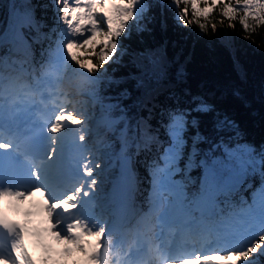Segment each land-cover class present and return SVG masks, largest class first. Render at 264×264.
Returning <instances> with one entry per match:
<instances>
[{"label": "trees", "instance_id": "obj_1", "mask_svg": "<svg viewBox=\"0 0 264 264\" xmlns=\"http://www.w3.org/2000/svg\"><path fill=\"white\" fill-rule=\"evenodd\" d=\"M147 2L150 10L143 19L130 23L129 33L121 37L118 58L97 73L98 84L87 83L98 104L85 108L86 113L93 109L98 115L110 110L120 115V125L137 129L136 144L129 152L139 179L138 204L144 203L146 172L155 168V150L161 151L169 141L166 126L173 115L180 114H185L187 123L179 166L188 191L197 188L200 158L225 154L229 148L248 151L252 158L237 193L246 196L249 188L263 189L264 28L257 29L255 43L243 38L248 34L239 23L232 29L225 21L218 23L216 32L209 28L201 33L196 25H177L173 12L161 6L168 0ZM24 4L35 10L38 21L36 28L23 26L31 42L30 62L46 60L62 27L53 0H0V29L7 22L9 8ZM199 104L208 105V111H195ZM91 132L99 146L89 155L96 174L95 192L101 194L110 182L102 163L113 165L108 173H114L122 152L119 130L113 133L100 122ZM145 137L154 139L146 144Z\"/></svg>", "mask_w": 264, "mask_h": 264}, {"label": "snow or ice", "instance_id": "obj_2", "mask_svg": "<svg viewBox=\"0 0 264 264\" xmlns=\"http://www.w3.org/2000/svg\"><path fill=\"white\" fill-rule=\"evenodd\" d=\"M53 3L57 9L58 25L62 26L61 38L55 52L50 56L45 75L54 76L57 83L62 80L64 69L73 62L75 66H78L73 67L74 72H78L89 80L97 81L99 76L93 74L100 73L101 69L118 58L121 37L129 33L130 23L143 19L145 12L151 7L147 0H53ZM161 6L173 12L177 25L183 27L196 25L201 33H206L209 28L216 32L218 23L223 25L225 21L232 29H235L236 23H239L242 30L248 34L243 38L252 39L255 43L253 37L257 29L264 28V0H168ZM217 15L220 17L219 21L215 19ZM24 17L26 22V13ZM140 30L143 31V28ZM85 60L88 62L85 63ZM18 80V76L10 77L0 71V109L9 100L11 90L27 87L22 83L18 84ZM208 107V105L199 104L194 110L206 112ZM51 115L52 118L45 120L44 125L52 143H55L58 138L62 139L61 134L66 136V130L71 131L82 123L79 114L69 112L63 106H56ZM186 123L185 114L171 117L166 126L170 143L160 156L164 166L153 169L154 182L176 197L175 201L167 204L166 209L162 207L154 213L158 225L174 222L178 217L187 215L181 186L171 180L174 171H178L175 166L186 143L184 140ZM192 123L195 125L196 121L193 120ZM80 139L83 140V137ZM153 139V137H145V143ZM6 147L11 145L0 144V150ZM54 155L55 149H52L49 159ZM216 179L214 169L208 168L203 178L202 195L194 203L201 205L206 201L215 186ZM79 191L84 190L81 188ZM30 194L0 192V196L18 195L21 199ZM44 197L45 193L41 192V198ZM77 198L75 193H70L59 206L66 209L78 207L74 203ZM262 207H264V197H262ZM150 219L151 217L148 216L141 221L148 231L153 228ZM52 230L55 231V227ZM105 233L106 229L103 227L90 230L89 226L76 223L72 225L70 233V239L75 244V248H65L62 251L65 255L71 254L72 251L83 253L84 256L81 258L83 264H156L151 248L147 250L146 257L141 255V250L137 248V258H134L131 247L121 253ZM62 236L61 233L56 239L59 240ZM83 236H93L95 239L81 242ZM156 251L159 252V249L157 248ZM46 258L42 253L41 260ZM261 258H264V210L260 214L258 231L253 232L247 243L238 247H229L226 250L214 249L207 253L180 258L179 264H261ZM0 264H34V261L23 239L20 238L12 243L10 256L0 255Z\"/></svg>", "mask_w": 264, "mask_h": 264}, {"label": "rangeland", "instance_id": "obj_3", "mask_svg": "<svg viewBox=\"0 0 264 264\" xmlns=\"http://www.w3.org/2000/svg\"><path fill=\"white\" fill-rule=\"evenodd\" d=\"M15 10L11 11V17L9 20H11L13 18V13ZM26 13V12H25ZM27 15L28 18L30 20L33 21V15L30 11H27ZM58 43V42H57ZM57 47V46H56ZM56 48L54 49L53 52H55ZM28 56L29 51L25 52ZM7 54V53H6ZM4 59H2L3 62ZM50 60V59H49ZM49 60L45 61L46 65L48 67L49 64ZM7 62H4L2 65L4 66ZM0 67H1V63H0ZM73 67H77L73 64L68 65L63 73H62V80L60 82L57 83V80L54 76H50L56 83L57 85H60V94L62 95V97H64V101H62L61 98V104H57L55 105L54 103L51 104V106L54 104L55 107L56 106H63L66 107L68 111H73L77 114H79L80 119L82 120V122H84V126L82 128V130L84 131V133L86 135H88V141L90 142L91 147L93 148V150H97V140L94 137L93 133L91 132L92 126L94 125L95 122V115H94V111L91 110V112L89 113V116H86L83 112L82 109L84 107H88L91 105L92 103V99H91V95H92V90L90 88H88L87 86L82 85V87H72L70 85V80H72L73 76H76L78 72H74L72 69ZM1 71V69H0ZM95 75V74H93ZM83 80L85 81H93V80H89L87 77L83 76L82 77ZM81 85V84H80ZM78 89L81 90H87L89 93L88 95H84L83 93H81ZM54 110V109H53ZM102 119V118H101ZM116 118L112 117V116H108L105 118V121H107L109 124L112 125V122L115 121ZM113 126V125H112ZM81 130V131H82ZM88 132V133H87ZM134 133L131 134H125V136L122 137V142L128 144L131 136H133ZM76 138H78L76 136ZM78 140V139H77ZM166 148V145H165ZM77 153L81 156L82 158V162H86V159L83 155V147L81 145V142L79 141V145H77ZM227 154L225 156L223 155H219L216 158H212L209 159L207 157L202 158L201 160V168H212L216 171L219 172V174L221 175V178L223 180V182H227V181H231L232 179H235L236 183L239 184L240 182L243 181L244 179V175L245 172L247 170V166L248 164L251 163V159L248 158V156L246 154H241L238 153L237 151H234L233 149L231 151H227ZM162 155V154H161ZM160 155V156H161ZM161 160H159V165L160 167L162 166L161 164ZM163 163V162H162ZM178 169V166H175ZM39 168V167H38ZM40 169V168H39ZM179 175V169L178 171H174L173 175L171 176V180L175 181L178 185L181 186L182 192H183V203L184 205H187V199L185 200L184 195H185V187L183 186V179L181 177L178 176ZM234 177V178H233ZM224 184V183H223ZM222 184V186H223ZM154 189H158V190H163L160 188V186L158 184H156L151 191H153ZM139 190V189H138ZM76 189H70L69 191L63 192L61 194L59 193H53V189H52V184L49 185V189L47 191L49 197L53 200L54 204H56L58 201H65L66 198H68L70 193H75V195L77 194V192H75ZM252 191V190H251ZM166 194L168 195L167 198L170 199L169 201H173L176 199V197L165 191ZM157 194L154 195L153 197V204H157L155 200L157 199H161V197L157 198L156 197ZM165 196H162V198ZM262 197H264V191L261 189H256L250 196L249 198L246 200V202H244L243 204H240V208H242L243 211V215L245 217H249V220H251L254 223V226H252V228H258L259 226V220H260V214L261 211L264 210V207H262ZM189 200V199H188ZM93 201V199H92ZM75 205H77V199L75 200ZM162 205V203H160ZM72 211H76V207H69ZM163 208H167L166 205V201L164 202V207ZM104 213H101V218L100 217H94L93 219V224L89 227L90 230L92 229H99L101 227L106 229V232L109 230L110 232H112V236L111 239H115L113 242V244L116 243L117 240H120L124 235V231L121 229V226L119 221H116L117 223H115V215H113V219L111 220L110 218H108V221L106 222H101V219H104L105 216L109 217V210L107 207H104ZM138 210V209H137ZM94 211V210H93ZM237 211H239V207H235L233 209H228L227 210V214H230L229 217L224 220V221H231V222H235V221H240L237 223H240L242 225H244L246 228L245 230L249 229V227L247 226L248 220L245 218L244 221L243 219H239L240 215ZM102 212L99 209V213ZM254 212H256L257 214H254ZM254 214V216H253ZM252 218L254 220H252ZM110 219V220H109ZM138 223L136 224V226L133 228L136 232H140L139 231V219L137 220ZM77 223L86 225L85 222H79V220H77ZM236 223V222H235ZM152 224V222H151ZM72 231V228L69 229H63L61 230V232H58L57 235L59 234H63L61 239H57V241L60 243V247L62 248H69V249H74L75 248V244H73L71 242L70 239V233ZM175 232V231H174ZM116 233V235H115ZM56 235V237H57ZM116 236V237H115ZM126 238L128 237V233L127 235H125ZM88 237H93V236H83L81 242L83 241H87ZM171 243V242H170ZM168 244V243H167ZM166 246V244H165ZM85 247H87V245H85ZM84 256L83 253L78 252V251H72L71 254L68 255H62L61 253H56L55 256H53V258H46L47 262L49 263L50 260L52 261L51 264H68V262L71 261H75V264H79V263H83L82 261V257ZM44 261V260H43Z\"/></svg>", "mask_w": 264, "mask_h": 264}, {"label": "bare ground", "instance_id": "obj_4", "mask_svg": "<svg viewBox=\"0 0 264 264\" xmlns=\"http://www.w3.org/2000/svg\"><path fill=\"white\" fill-rule=\"evenodd\" d=\"M21 60H22L21 57L15 58L14 61L6 63L3 70H4L5 75H8L10 77L18 76L19 77V80L17 81L18 84L19 83L29 84L30 80H31L30 71L23 74V73H20L18 71V69L16 68L17 62L21 61ZM62 101H64V97H62ZM48 166H49L48 161H45L44 163H42L40 165L41 175L39 177V185L44 186L46 189H49V185L51 183V180H50L51 179V170L48 168H45ZM140 217H141V215H135L132 219H129L127 222L128 223H134ZM148 233H151V231H149ZM164 237L167 241L163 237H161V239L164 240L166 243H168L169 239H171L169 234H167V233L164 235ZM123 238H124V236L122 237V241L126 242V239H123ZM171 242H172V240H171Z\"/></svg>", "mask_w": 264, "mask_h": 264}, {"label": "water", "instance_id": "obj_5", "mask_svg": "<svg viewBox=\"0 0 264 264\" xmlns=\"http://www.w3.org/2000/svg\"><path fill=\"white\" fill-rule=\"evenodd\" d=\"M129 170V161L125 162V167H124V171H128Z\"/></svg>", "mask_w": 264, "mask_h": 264}]
</instances>
